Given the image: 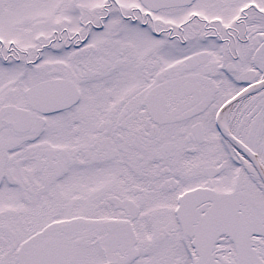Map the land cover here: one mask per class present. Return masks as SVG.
<instances>
[{"label":"snow or ice","instance_id":"6c2138e0","mask_svg":"<svg viewBox=\"0 0 264 264\" xmlns=\"http://www.w3.org/2000/svg\"><path fill=\"white\" fill-rule=\"evenodd\" d=\"M0 264H264V0H0Z\"/></svg>","mask_w":264,"mask_h":264}]
</instances>
